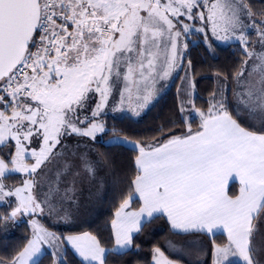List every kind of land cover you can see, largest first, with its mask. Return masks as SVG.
Masks as SVG:
<instances>
[{
    "label": "snow or ice",
    "instance_id": "6c2138e0",
    "mask_svg": "<svg viewBox=\"0 0 264 264\" xmlns=\"http://www.w3.org/2000/svg\"><path fill=\"white\" fill-rule=\"evenodd\" d=\"M257 15L264 11L254 12L247 0H0V147L14 149L9 161L0 157V206L10 208L0 222L44 214L45 205L55 211L50 196L59 191L60 177L78 173L65 160L56 187L49 186L43 201L33 194L40 184L37 175L43 178L49 164L76 155L73 148L79 145L67 144L70 137L95 141L111 131L97 118L114 92L121 106L125 98L131 104L133 96L137 109L147 106L157 82L183 63L181 49L188 47L183 38L205 31L182 17L206 22L205 27L210 23L214 37L239 40L245 55L259 61L248 73L251 78L258 71L259 78L237 95L239 110L264 122V51H249L246 35L250 25L264 48V19L257 21ZM243 76L241 70L238 83ZM186 83L191 97L195 83L191 78ZM225 101L221 89L206 110L193 105L200 119L196 131L186 122L183 134L133 144L138 173L115 212L111 251L129 248L142 221L166 214L180 232L226 231L227 243L214 245L212 264H264V247L256 243L264 237V125L259 131L242 126ZM115 140L132 143L118 135ZM80 161L95 173L86 153ZM19 173L26 175L21 186L6 185ZM231 182L239 183L238 194L230 193ZM133 199L141 206L129 211ZM31 225L32 237L11 264H41L42 246H58L61 240L87 264H106L108 250L91 233L61 238L38 220ZM153 256L155 264H174L160 248ZM55 264H64L63 258Z\"/></svg>",
    "mask_w": 264,
    "mask_h": 264
},
{
    "label": "trees",
    "instance_id": "16d2710c",
    "mask_svg": "<svg viewBox=\"0 0 264 264\" xmlns=\"http://www.w3.org/2000/svg\"><path fill=\"white\" fill-rule=\"evenodd\" d=\"M247 2L252 6L254 12L264 11V0H247ZM260 17L264 16L257 15L255 19ZM250 34L256 33L251 32ZM189 38L192 41L188 42L189 49L184 57L183 67L165 93L139 119L130 116L106 117V129L111 131L101 134L94 142L108 173V192L101 209L77 231H88L101 241V246L108 250L106 264H152L153 250L155 248L163 249L165 238L174 233L166 218L158 215L145 222L141 231L134 235L133 246L130 250L122 253L111 251L114 246L112 221L138 173L135 165L138 151L133 146L122 142H107L106 140L118 135L137 142L141 146L157 144L166 141L170 136L186 132V122L191 125L193 131H196L199 128L200 119L194 117L185 120L183 118L181 98L186 100L185 102L191 99L196 109L206 110L213 94L219 92L218 82L220 81H223L226 86L225 103L230 110L228 100L231 83L243 66L242 62L246 57L244 47L241 43H235L226 46L216 45L214 49H211L205 42L206 35L193 33ZM252 42L248 44V50ZM188 61H191V66ZM187 67L189 71L185 77L184 72ZM189 78L194 81L195 90L191 97H186L188 96L186 82ZM185 97L186 99H184ZM12 150L13 148L10 146L0 147V156L9 161L11 158L9 153ZM23 180V175L13 174L5 182L10 186H18ZM229 191L235 194L237 191L235 185H231ZM9 200L13 202L12 206H14L15 199L10 198ZM139 205V201L135 200L133 207L138 208ZM9 211L10 208L0 206V215L6 216ZM28 219L13 223V228L7 233L4 225L11 221L0 222V261H12L26 245L31 233ZM214 240L219 244L226 242L224 235L221 234L214 236ZM52 262L53 256L50 253L41 257V264H51ZM183 263L186 264V262ZM64 264L85 263L68 249L65 253Z\"/></svg>",
    "mask_w": 264,
    "mask_h": 264
},
{
    "label": "rangeland",
    "instance_id": "374dc122",
    "mask_svg": "<svg viewBox=\"0 0 264 264\" xmlns=\"http://www.w3.org/2000/svg\"><path fill=\"white\" fill-rule=\"evenodd\" d=\"M263 18L260 17L256 20L259 21ZM181 19H184L185 23L194 24L196 28L204 27L205 28L204 32H195V33H202L203 35H206L205 42L208 45V47L211 49H214V47L218 44L233 45L235 42H240L239 40H235V39L229 41L218 40L216 37H214L211 34L210 23H208L207 26L205 27L206 22L188 21L183 17ZM246 23L248 22L246 21ZM251 32H254L256 34H250ZM246 35L248 39V44H250L251 41H253V39H260L256 29L252 28L250 25L246 29ZM189 37H191V34L183 38V41L186 42L187 44L189 41H192V39H190ZM241 45L242 47H244L242 43ZM188 49L189 46L187 47V49H181V53L183 57H185ZM262 51H264V48ZM257 63H259V61H257L255 57L253 59L248 60V65H247L248 72H252L253 65ZM182 67H183V63L179 65V71L178 70H177L178 72L176 71L177 73L175 74V76L180 72V69H182ZM187 68L185 69L184 72L185 77H187L186 74L189 71V68L188 69ZM258 75H259L258 71L253 72V76H255V78L258 77ZM174 78L175 77L171 76L168 79L162 81L159 80L156 84V89H157L156 95L147 104V106L139 109L136 108L137 101L135 99V96H133L131 104L129 103L127 98H125V102L121 106L119 103L120 94L118 92H114L113 95L109 98L107 106L103 109L101 116L98 117L97 119L102 120L104 124H106L105 118L108 116L110 117L130 116L134 119H139L142 115H144L148 111L150 106L165 93V91L170 87V84ZM218 88H219V92L221 91V89L226 91V87L222 83V81L218 82ZM124 95L125 97H127L126 93ZM186 97L184 99H186ZM185 101L186 100H183V98H181V107H183V112H182L183 118L185 120H190L191 118L194 117L199 118L198 114L193 111L194 104L192 103L190 104ZM136 111H139V115L135 114ZM121 138L122 140H128L123 137ZM106 141L117 142L115 140V137H111ZM128 141H131L132 143L127 145L130 146H133V144L139 145L137 142H134L132 140H128ZM9 143L14 144V142L11 141ZM66 143L69 145H77V144L79 145L78 148H73V151L76 153V155L73 156L69 154L68 156L65 157L64 160L54 161L52 164H49L43 178L37 175L38 180H40V184L37 186L38 188H40L39 195L36 189L33 192V194L37 196L38 200L43 201L44 199L43 194H47L49 192V186L51 185L53 188L56 187V185L53 182L56 180L57 172L63 168V164L65 160L69 164L73 165L71 171L73 173H78V174L77 175L69 174L66 176H61L59 183V191H54L50 196V203L54 206L55 211L49 212L47 205H45L44 214L37 213L35 215L18 216L15 220L4 225V229L6 233L10 232L11 228H13L14 226L13 223H18L28 218L31 227L30 238L32 237L33 234L31 221L34 219L38 220L48 231L54 232L57 236H60L61 238L66 237L68 235H78L84 232H88V231H77V229L91 219L92 217L91 214L93 213V209L99 204V198L101 197V193H102L101 187L104 186L103 180L101 181L103 177V170L101 169L99 163L97 162V156L95 154L94 155L91 154V149L89 148V146L84 145L86 143L83 142V140H77L76 137H70L66 141ZM83 153H86L88 159L94 162V167H95L94 174H90L82 167L80 161V155ZM32 162H33L32 160H28V163H32ZM97 179L99 181H97ZM6 185L8 184L6 183ZM41 190H43V193L41 192ZM39 215H41L43 218L41 217L37 218ZM42 247L45 254L46 253L52 254L53 262L51 264H55V262L58 261L61 257L63 258L64 261L65 253L68 249L71 252H73L75 255H77L81 260H83V258L80 257L78 253L70 245L63 243V240H61L58 246L54 243L51 246L46 244L43 245ZM186 250H187V255H185L186 257L183 256L184 258H188L190 256V254H188V250H189L188 247L186 248ZM2 262L3 264H11V261L10 262L2 261Z\"/></svg>",
    "mask_w": 264,
    "mask_h": 264
},
{
    "label": "crops",
    "instance_id": "0c3cea01",
    "mask_svg": "<svg viewBox=\"0 0 264 264\" xmlns=\"http://www.w3.org/2000/svg\"><path fill=\"white\" fill-rule=\"evenodd\" d=\"M235 43H240V42H235ZM218 45L219 46H226V45H231V44H218ZM262 50H263V48L261 47L260 39H253V43H252L249 51L259 53ZM254 57L255 56H253L252 58H249L246 56L244 61H247V65H248V60L253 59ZM247 65L245 66L243 64L242 68L239 70V72L241 70H244V76L239 77V83L237 80V74L239 72L236 74V76L232 80L231 91L229 93V100H228V107H230V110L229 109L228 110L233 115V117L235 119H237L238 122H240L242 124V126L247 127L253 131H259L261 129L262 125H264V122H262L260 119H257V118H250L247 112L239 110V99H238L237 94L244 91V88L242 87L243 85H245L249 81L255 82V80L259 78V75L256 78H255V76H252L251 78L248 77L249 72L247 70ZM177 70L179 71V65H178L177 69L172 73V75H171L172 77H175V74L178 72ZM160 81H162V80H160ZM222 83H223V81H222ZM238 111H239V114H237ZM100 135L101 134H98L97 137H99ZM76 139L77 140H83V142L86 143L84 145L89 146V148L91 149V154H93V155L95 154L97 156V162L99 163V166L103 170V177H102L101 181L103 180L104 186L101 187L102 193H101V197L99 198V204L93 209V213L91 214L93 217L101 209V207L104 203V198L107 195V192H108V173H107V170H105V165H104V162L102 160V157L98 153V151L95 147L94 142L97 139L95 141L91 140L88 137H76ZM13 150L10 153H14ZM0 157H2V156H0ZM28 160H32V159L29 158ZM19 174H21V173H19ZM21 175H23V174H21ZM23 176L25 179L26 176L25 175H23ZM37 179H38V177H37ZM97 181H99V180L97 179ZM21 184H19L18 186H21ZM231 185H235V188L237 189L235 194H238L239 187H240L239 183L238 182H231L229 184V190H230ZM39 190H40V188L37 187L36 191H37L38 195H39ZM34 191H35V189H34ZM41 192L43 193V190H41ZM135 200H137V199H133L131 206L128 209L129 211L138 210L139 207L141 206V202L139 200H137V201H139L140 205L138 208H134L133 205H134ZM158 215H161V214H154L153 217L158 216ZM162 216H164L166 218L171 231L174 233L165 238L164 244H163L164 248L163 249L160 248V249H161V251H163L165 253V256L169 260L174 262V264H185L183 262H186V264H205L207 262H210L212 264V261L214 258V245H223V244L216 243L214 240V236L219 235V234L224 235V237L226 239V242L224 244L227 243V233L223 229L214 230L213 233H205V232L184 233V232H180L179 230H173V228L171 227V223L168 220L166 214H164ZM39 217L43 218L41 215H39L37 218H39ZM114 219H115V215H114L113 220ZM149 219H151V218H148V220ZM144 223L145 222L142 221L141 228H142ZM85 224H83V225H85ZM112 230H113V228H112ZM135 234L136 233L133 234V237ZM113 235H114V230H113ZM256 243L259 247H264V237L257 238ZM132 246H133V242L129 248L119 249L116 252L122 253V252L128 251L132 248ZM187 247L189 249L188 254H190V256L188 258H184V257H186L185 255H187V250H186ZM115 248H116V245L114 242L113 249H115ZM153 253H154V250H153ZM260 257H261V259H264V252L260 253ZM84 263L87 264V262H84ZM152 264H155L154 256L152 257Z\"/></svg>",
    "mask_w": 264,
    "mask_h": 264
}]
</instances>
